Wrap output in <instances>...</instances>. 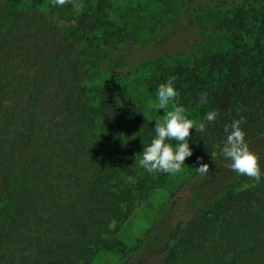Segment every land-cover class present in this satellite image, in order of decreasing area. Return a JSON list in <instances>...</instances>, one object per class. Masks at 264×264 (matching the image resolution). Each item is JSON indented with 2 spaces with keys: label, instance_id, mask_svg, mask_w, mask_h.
Listing matches in <instances>:
<instances>
[{
  "label": "trees",
  "instance_id": "16d2710c",
  "mask_svg": "<svg viewBox=\"0 0 264 264\" xmlns=\"http://www.w3.org/2000/svg\"><path fill=\"white\" fill-rule=\"evenodd\" d=\"M112 1L87 0L71 34L103 29L108 37L98 44L102 56L96 63L112 73L131 71L144 64L148 55L139 52L154 38L130 39L115 27ZM182 3L163 28L170 35L159 57L203 43L193 18L184 25L185 35L178 31L182 16L196 5L226 11L216 23L225 49L161 69L149 85L174 92L181 107H201L187 138L150 119L136 100L89 84L86 52H74L53 17L17 8L8 14L9 0H0V21L6 20L0 29V264H92L100 250L126 253L118 237L121 224L168 173L214 163L264 138V0ZM28 31L62 48L33 77L25 70L12 80L21 68L13 58ZM184 41L198 43L192 48ZM203 177L188 212L165 231L157 227L152 253L141 252L137 264L155 258L159 264H264V153L247 165V185L235 188L215 183L213 175Z\"/></svg>",
  "mask_w": 264,
  "mask_h": 264
},
{
  "label": "rangeland",
  "instance_id": "374dc122",
  "mask_svg": "<svg viewBox=\"0 0 264 264\" xmlns=\"http://www.w3.org/2000/svg\"><path fill=\"white\" fill-rule=\"evenodd\" d=\"M70 3L80 6L69 7ZM85 4L87 0H9L7 13L10 14L17 8L53 17L60 30L66 33L65 36L68 35L69 39H72L71 47L74 52H86L88 63L91 65L89 84L107 86L127 99L136 100L150 119L171 128L176 137L187 138V127L199 121L201 107H181L174 92L166 93L161 89H152L149 85L150 82L157 81L161 69L191 64L209 49H225L227 43L216 28L218 20L226 15L225 9L198 4L193 11L187 12L185 17L183 15L181 24H178L179 36L185 35L183 28L189 26L188 20L193 18L196 28L203 35V43L197 46L198 41H195L197 47L191 52L184 53V51L183 54L162 58L159 57L162 54V46L170 35L163 28L182 11V0H113L109 18L116 25L115 27L122 28L130 39L134 36L137 40L150 36L154 39L151 47H145L139 52L148 55L144 64L131 71L119 68L118 73H112L100 62L96 63V60L102 56L98 44L104 38L103 35L108 37L103 29L89 31L83 36L77 33L71 34L76 18ZM4 22L6 23L5 19L0 21V29ZM109 33L112 34V30H109ZM35 34L38 35L31 31L27 32V36L30 37L21 43V54L13 58V62L20 64L21 68L11 73L12 80L22 76L21 73L25 70H28L25 73L27 78L33 77L41 65L51 64L55 54L61 50L62 44L52 45L48 43V39H40ZM194 43L184 41L183 44L193 48ZM43 48L47 51H41ZM34 52L36 53L30 56ZM263 153L264 138L243 145L228 156L216 157L217 161L214 163L206 160L174 168L160 187L155 188L148 197L136 203L130 217L121 224L118 237L126 244V253L100 250L93 256L92 264H137L142 253H152L157 242L155 241L157 227L161 226L164 228L161 230L165 231L168 224H174L181 214L188 212L190 198L204 183V175H213L212 179H215V183L219 181L227 186L239 188L247 185L245 183L247 165L258 154ZM218 167H222L220 173L216 171ZM2 206L3 203L0 202V211ZM151 264H159V259L155 258Z\"/></svg>",
  "mask_w": 264,
  "mask_h": 264
}]
</instances>
